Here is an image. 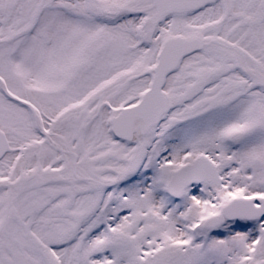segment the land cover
<instances>
[{"label":"snow or ice","instance_id":"1","mask_svg":"<svg viewBox=\"0 0 264 264\" xmlns=\"http://www.w3.org/2000/svg\"><path fill=\"white\" fill-rule=\"evenodd\" d=\"M0 264H264V0H0Z\"/></svg>","mask_w":264,"mask_h":264}]
</instances>
